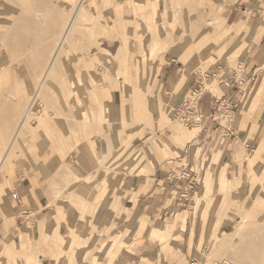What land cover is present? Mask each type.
Listing matches in <instances>:
<instances>
[{
    "label": "crops",
    "instance_id": "crops-1",
    "mask_svg": "<svg viewBox=\"0 0 264 264\" xmlns=\"http://www.w3.org/2000/svg\"><path fill=\"white\" fill-rule=\"evenodd\" d=\"M158 4L161 21L165 17L166 36L170 42L155 41L150 47L151 55L158 50L150 64L152 72L149 78L145 74L144 85L129 97L132 113L121 116L123 125L115 131L118 143L114 142L113 147L121 160L128 147L135 149V141L148 134L139 125L144 120L151 125L148 131H154L157 136L162 132L177 136L180 142L172 151L168 150L175 154L156 159L157 165L148 168L146 173L131 171L132 176L128 179L119 178L117 183L109 185L107 172L102 173V163L107 165L113 158L109 159L102 152V138L82 141L66 162H78L80 167L78 173L72 172L68 177L85 179V195L95 214L87 215V219L81 217L76 207L64 203L65 197L55 199L50 205L51 201L45 200L39 191L38 175L35 171L30 172L25 158L14 161L10 171L2 169L18 136L16 133L2 150L3 127L0 129V237L20 232L25 242L34 244L42 223L43 233L51 237L48 241L52 236L66 239L75 231L77 233L78 227L91 221V225L98 226L99 241L111 231L101 213L102 205L111 201L115 222L113 235L118 234L117 226L120 225V231L124 233L127 229L134 239L129 247L125 250L120 247L112 256L108 253L98 255L97 263L204 264L198 245L208 237H202L201 217L196 213L184 216V211L194 212L198 207L202 213L221 197L228 206V213H235L241 208L242 201L251 197L253 190L261 188L262 182H250L242 172L246 160L235 146L245 144L248 150L254 147L251 161L255 164L264 160V120L260 116L264 112V0H160ZM74 15L84 19L85 23L91 21L85 10L80 9ZM117 27V41L110 47L117 56L121 50L130 51L129 64L137 67L141 46L134 47L133 37L129 42L123 40L122 21ZM131 33L136 31L132 28ZM103 43L109 47L110 41L106 39ZM57 58L58 55L50 70L47 64L44 77L53 73ZM10 75L8 68L0 70V100L5 96L3 84L8 83ZM214 87L218 91H213ZM192 90L200 92L198 112L201 120L188 131L189 139H185L183 135L178 137L170 119H173L176 105ZM221 100L233 114L232 120L227 122L223 116L217 119L234 129V133L225 137L228 141L224 144L219 141L221 127L212 118L214 106ZM130 122L134 125H129ZM196 127H199V133L194 130ZM196 150H199L197 154ZM261 171L258 175L264 176V166ZM51 174L55 178L54 170ZM258 203L261 204L258 201L256 205ZM256 205L243 213L244 221H250L245 216L256 212ZM152 227H155L153 234L160 238L166 236L163 230L167 228L170 237L165 240L153 237ZM90 242L81 239L78 257L88 253L89 248L85 245ZM50 245L44 252H38V264L56 263L58 252L52 253ZM100 247L99 244L97 248ZM28 257L33 258V255Z\"/></svg>",
    "mask_w": 264,
    "mask_h": 264
},
{
    "label": "rangeland",
    "instance_id": "rangeland-1",
    "mask_svg": "<svg viewBox=\"0 0 264 264\" xmlns=\"http://www.w3.org/2000/svg\"><path fill=\"white\" fill-rule=\"evenodd\" d=\"M158 1L0 0V70L8 68L11 74L8 83L3 84L5 96L0 100V129L4 127L2 150L18 133L2 169L10 171L14 161L25 158L30 172L35 171L38 175L39 191L45 200L51 201L50 205L55 199L65 197L67 201L64 199V203L76 207L81 217L95 216L85 195V179L67 176L80 170L78 162L71 161V164L66 161L72 158L84 140L102 138V152L109 159L113 158L107 165L101 162L102 173L107 172L109 185L117 183L119 178L128 179L132 176L131 171L146 173L148 168L157 165L156 159L175 154L168 153V150L172 151L180 142L177 136L173 133L168 136L163 132L157 136L154 131H148L151 125L144 120L139 125L148 134L135 141V149L128 147L121 160L113 147L114 142L118 143L115 131L123 125L121 116L132 113L128 106L129 97L144 85L145 74L149 78L152 72L150 64L158 50L151 55L150 47L155 41L170 42L166 36L165 17L161 21L159 15ZM79 4L91 21L85 23L84 19L74 17L68 35L64 37L62 33ZM120 21L124 30L123 40L129 42L133 37L134 47L141 46L137 67L129 64L130 51L121 50L117 56L110 47L117 41ZM132 28L135 34L131 33ZM106 39L110 41L109 47L103 43ZM56 54L58 58L53 73L44 77L47 64ZM133 61L134 55L131 58ZM212 90L216 92L218 88ZM260 116L264 120V112ZM170 121L176 126L174 130L178 132V137L183 135L189 139L188 131L193 127L177 120ZM194 130L199 133V127ZM1 134L0 130V141ZM219 141L224 144L228 140L220 136ZM235 149L246 160L242 172L246 173L247 180L262 182L261 188L253 190L247 201L241 200V208L235 213H228V206L223 199L221 201V197L219 202L215 200L202 213L198 207L194 208V212L184 211V216L196 213L201 217L202 237H208L198 245L204 264H264V176L258 175L264 160L258 164L251 161L254 147L248 150L244 144L235 146ZM198 152L196 150V154ZM1 157L2 153L0 161ZM53 170L55 178L51 174ZM258 201L261 204L256 205ZM254 204L256 212L245 216L250 221H244L243 213L252 209ZM101 213L104 223L111 229L105 239L98 241V226L91 225L90 221L66 239L52 236L48 241L51 237L43 233L40 223L34 244L25 242L20 232L0 237V264H38V252H44L49 244L52 253L58 252L57 259L54 256L55 264H99L98 255L108 253L112 256L120 247L123 250L129 247L134 239L127 229L121 232L120 225L117 226L118 234L113 235L115 222L111 201L102 205ZM154 229L152 227L150 231L153 237L162 240L170 237L167 228L163 230L166 232L164 238L154 235ZM32 233L34 235L35 232ZM82 238L91 242L85 245L89 251L81 258L77 250ZM99 244L101 247L97 248ZM29 254L33 258H29Z\"/></svg>",
    "mask_w": 264,
    "mask_h": 264
},
{
    "label": "built area",
    "instance_id": "built-area-1",
    "mask_svg": "<svg viewBox=\"0 0 264 264\" xmlns=\"http://www.w3.org/2000/svg\"><path fill=\"white\" fill-rule=\"evenodd\" d=\"M200 97V92L192 90L189 92L184 99L176 105L173 111V119L181 122L185 126H195L201 120V115L198 112V100ZM219 116H223L225 121L232 120L233 114L231 111L227 110L226 104L223 101H219L217 105L214 106L213 120L218 123L221 127V135L226 137L229 134L234 133V129L226 126L225 123L219 122L217 119Z\"/></svg>",
    "mask_w": 264,
    "mask_h": 264
},
{
    "label": "bare ground",
    "instance_id": "bare-ground-1",
    "mask_svg": "<svg viewBox=\"0 0 264 264\" xmlns=\"http://www.w3.org/2000/svg\"><path fill=\"white\" fill-rule=\"evenodd\" d=\"M78 10H80V4L76 7V10H75V13L76 12H78ZM74 17H75V15H73V17L71 18L70 17V19H69V24L66 26V29L64 30V32H63V36L65 37L66 35H68V31H69V26L71 25V23L73 22V19H74ZM64 38H62V40H63ZM58 51V50H57ZM59 52V51H58ZM52 61L50 62V63H48V69L50 70V68H51V65H52V63H53V60H54V58L53 59H51ZM53 69V68H52ZM50 73V72H49ZM45 74V73H44ZM44 81V80H43ZM15 137V136H14ZM9 148V147H8ZM8 150V149H7ZM6 150V152H8ZM4 156V155H3ZM7 156V155H6ZM4 158V157H3ZM5 159V158H4ZM1 162V161H0ZM2 164H3V162H2Z\"/></svg>",
    "mask_w": 264,
    "mask_h": 264
}]
</instances>
